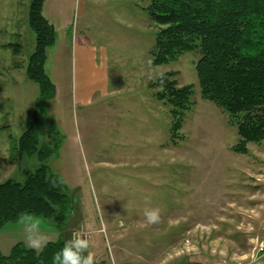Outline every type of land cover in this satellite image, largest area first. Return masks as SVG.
I'll list each match as a JSON object with an SVG mask.
<instances>
[{
    "label": "rangeland",
    "instance_id": "rangeland-1",
    "mask_svg": "<svg viewBox=\"0 0 264 264\" xmlns=\"http://www.w3.org/2000/svg\"><path fill=\"white\" fill-rule=\"evenodd\" d=\"M148 0H46L54 26L44 70L54 95L39 100L25 66L35 45L29 0H0V181L23 182L36 155L10 159L28 125L49 147L42 161L70 198L63 224L43 218L52 242L84 227L96 259L109 264H251L264 240V140L237 153L227 115L202 99L200 51L152 65L158 26ZM14 43L18 51L5 44ZM192 84L194 104L169 140V106L155 98V72ZM145 207L161 222L147 225ZM21 242L18 221L0 227V251Z\"/></svg>",
    "mask_w": 264,
    "mask_h": 264
},
{
    "label": "trees",
    "instance_id": "trees-1",
    "mask_svg": "<svg viewBox=\"0 0 264 264\" xmlns=\"http://www.w3.org/2000/svg\"><path fill=\"white\" fill-rule=\"evenodd\" d=\"M44 1L29 0L28 25L35 33V45L25 66L27 78L38 86L39 100L54 95V84L44 70L46 48L54 41V26L42 13ZM144 10L158 26L149 48L152 65L198 49L194 66L199 94L219 107L235 128L237 140L231 150L245 154L249 143L264 140V0H148ZM5 46L18 51L14 43ZM164 74L162 88L157 78L149 86L157 88L155 98L169 106V140L176 145L185 139L180 130L194 104V90L192 84L178 85L176 72ZM49 151L32 125L12 146L11 160L36 155L40 164L23 170V182L0 181V227L24 212L64 223L70 198L42 162ZM65 241L62 236L58 243L50 242L39 254L17 242L8 254L0 251V264H52V256ZM96 261L109 264L105 259Z\"/></svg>",
    "mask_w": 264,
    "mask_h": 264
},
{
    "label": "clouds",
    "instance_id": "clouds-1",
    "mask_svg": "<svg viewBox=\"0 0 264 264\" xmlns=\"http://www.w3.org/2000/svg\"><path fill=\"white\" fill-rule=\"evenodd\" d=\"M159 86L165 85V74L162 71L154 73ZM144 221L147 225H157L161 222V209L159 207H145L143 209ZM18 223L22 227L24 239L29 249L37 254L52 242V238L44 228L42 217L24 212L18 217ZM91 241L80 232H74L72 237L65 241L63 247L52 256V264H98L95 253L91 251ZM251 264H259V258L253 255Z\"/></svg>",
    "mask_w": 264,
    "mask_h": 264
},
{
    "label": "built area",
    "instance_id": "built-area-1",
    "mask_svg": "<svg viewBox=\"0 0 264 264\" xmlns=\"http://www.w3.org/2000/svg\"><path fill=\"white\" fill-rule=\"evenodd\" d=\"M83 229H84V227L82 225L79 228L74 229L71 233V237H72V234L74 232H80L83 235V233H85V231ZM85 237H86V235H85ZM254 255H256L259 258V264H264V240H261L258 243Z\"/></svg>",
    "mask_w": 264,
    "mask_h": 264
},
{
    "label": "crops",
    "instance_id": "crops-1",
    "mask_svg": "<svg viewBox=\"0 0 264 264\" xmlns=\"http://www.w3.org/2000/svg\"><path fill=\"white\" fill-rule=\"evenodd\" d=\"M46 6V0L44 1V3H43V7H42V13H43V9H44V7ZM44 15V14H43ZM45 16V15H44ZM46 17V16H45ZM47 18V17H46ZM48 19V18H47ZM15 221H18V220H15ZM14 221V222H15ZM5 225V224H4ZM1 227H3V226H1ZM26 247V246H25ZM11 248V247H10ZM99 260V259H98Z\"/></svg>",
    "mask_w": 264,
    "mask_h": 264
}]
</instances>
